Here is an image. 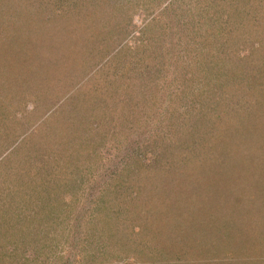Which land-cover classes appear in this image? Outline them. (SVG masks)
I'll list each match as a JSON object with an SVG mask.
<instances>
[{
	"label": "rangeland",
	"instance_id": "374dc122",
	"mask_svg": "<svg viewBox=\"0 0 264 264\" xmlns=\"http://www.w3.org/2000/svg\"><path fill=\"white\" fill-rule=\"evenodd\" d=\"M42 1H47L51 8L44 11L46 18L50 20L49 27L44 29H40L44 23L40 21L41 17L35 18L37 10H33L34 0H28V2L0 0V130L5 133V136L0 139V146L15 142L8 149L11 150L21 141L23 135L26 134L28 137L32 132L36 133L38 128L43 127L44 119L47 117L58 125L60 121L57 118L53 120L52 117L57 115L55 109L60 110L64 102L95 101L99 94L102 95V101L105 98L106 101L111 102L106 103L103 111L108 112L115 108L116 113H110L113 118L109 115L105 117L108 124L105 126L107 130L104 134H106L105 140L107 137L108 139L104 141L102 138H96L94 146L101 141L98 153L100 150L102 155H106L108 150L112 152L111 147L112 145L115 147V144L108 140L113 134L109 136L108 133H114V127L116 136L120 139L119 146L123 150L119 152L121 162L118 165L120 173L123 172L121 178L106 190L108 194L105 193L107 195L105 199L117 203L118 208L119 206L123 208L120 209V216L117 219L116 229L118 228L119 232L113 230L114 235L109 233L116 219L104 223L98 218H93L92 215L86 222L88 232L84 231L80 239L71 240L72 236L68 233L70 228L66 226V223L60 220L57 224L53 219L62 217L66 212L67 221L68 213L65 210L69 207L68 205H82L88 200L89 193L82 191L90 189L94 176L91 166L82 171L81 166L74 164L73 167L64 159L61 165L56 167L55 181L59 183V186L61 185V189L59 193H55L59 199L55 203L57 205L54 207L55 211L51 219L47 218L46 224H37L39 230L43 232L48 229L46 226L50 228L57 224V229H53L55 231L54 239H51L53 242L48 241L43 247L32 250L38 251L40 257L28 260L27 257L34 255L31 254L30 244H27L28 238L25 234L22 236L13 229L7 234V239H2L4 236L0 237V264H113L116 261H120L116 264L123 263L124 259L121 257L117 258L114 254H110L111 257H109V252H114L113 247H116L117 242L106 240L105 234L98 233L100 228L106 229L108 231L106 234L114 237L132 233L133 229L136 232L144 229V237L141 233L137 235L134 232L136 239L133 241V246H136L138 251L128 254V258L135 260L131 262L136 264H150L152 260H157L154 264H159L163 263V259L165 263L164 257L172 261V259L175 260L173 258L175 256L179 261L182 260V263L189 264H264V130L262 126H256L255 132H252V129L247 128L248 123L245 120L258 117L260 119L262 118L260 115L264 117V22L258 26L259 35L263 41L258 50L263 57H257V53L252 54V51L248 53V49L239 53V57L232 56V62L239 64L237 69L239 72L236 73L238 74L236 79L229 73L232 83L229 82L226 87L220 85L218 81L217 84L214 80L213 74L217 73L216 71L201 83L199 80L204 70L206 73L207 67H202L201 71L186 68L187 56L181 57L177 65L168 68L165 52L166 48L170 47L169 41L173 32L171 29L172 27L183 28V23L175 21V17L173 18L166 9L168 0ZM185 2L186 0H176L174 3L186 6L183 9L185 13L184 10L189 7V3L185 4ZM208 3L207 0L199 2V5H193V13L198 11L200 15L202 13L205 15L203 20L206 21L208 29L203 26V30L208 32L203 35L204 42L205 39L210 42L222 40L218 42L220 45L216 48L220 54L225 47L223 42L226 36L229 39L230 34L227 28L221 29L225 24L221 28L216 26L221 25L218 17L226 20L224 15L228 13L226 9L231 0H223V2L214 0L209 4L210 6ZM235 6L237 5L234 3ZM162 12L166 21L163 20ZM186 20L189 31H183L181 46H186L187 55L193 59L201 56L196 45L201 42L202 30L193 29L189 23L190 19ZM192 22L194 23V20ZM29 23L32 25L29 26ZM218 29L224 32L222 37ZM57 31L61 32L56 33ZM23 36H39L46 47L40 54L36 53L38 48L35 50L36 54L31 53V57L34 54L36 56L34 59L36 68L29 66L32 64L28 57L30 50L26 48ZM17 37L18 51L14 49ZM65 37L67 42L63 44L62 40ZM71 39L76 42L70 45ZM230 44V47L235 46L231 42ZM48 46L51 47L48 48ZM46 51L47 54H45ZM41 66L44 70L38 69ZM164 69L169 71L167 73L171 79L170 82H166L167 75ZM225 69L229 68L225 67ZM14 74H26L27 82L30 84L26 85V77L17 78ZM127 78L131 79V82L130 93L126 96L124 87ZM236 80H240L241 84L234 82ZM145 81L147 85L143 88L141 84ZM203 83L208 85L204 87ZM233 85L239 88L244 86L248 90L244 98L246 101H243L244 108L240 109L234 122L231 121V114L227 115L223 111L228 104H224V100L221 101V97L225 99L224 92L231 101L230 97L235 94ZM228 86L229 91L226 90ZM203 90L207 91L203 93ZM162 91L165 100L152 101L153 97L161 98ZM209 91H215L211 98L213 97L216 101L204 100L206 97L203 98V96H207ZM192 94L195 95V101H191ZM82 96L85 98L81 99ZM210 102L211 106H209ZM214 103L219 107L216 111H214ZM126 105H129L131 107L129 111L132 110L134 113L132 121L129 117H121L120 113ZM191 105H193V113L190 112ZM210 107L215 120L214 126L211 123L207 126L211 129V136L203 138L197 151L192 153L194 144L188 139L193 134L188 135L186 127L181 133H174L173 120L183 118L182 123L187 124L186 115L194 116L196 113L202 116L210 115ZM8 114H11L9 122V117L6 116ZM242 116L245 117V122L240 118ZM243 124H245L244 129ZM136 126L148 128L150 131L145 135L149 140L157 138L159 145L155 146L140 140V146L136 148L138 153L135 152L134 145L126 153L125 144L136 135H133L130 128L136 129ZM238 129H241L243 133L246 151L239 148L235 149L236 153L233 156H223V152L231 153L232 144L240 140ZM212 130L215 133H212ZM129 131V136L131 133L132 136L127 138L124 144L126 133ZM158 135L161 140L158 139ZM171 136L176 141L179 138L185 139L188 144H182V149L177 147L178 149L174 150L173 146L166 148L168 141L166 137ZM217 136L223 137V143L216 139ZM45 139V137L40 139L37 145L40 147L47 145ZM214 141L218 143L217 148L208 149V144L213 145ZM250 142L254 145H250ZM3 147L5 146H2V151ZM114 147L112 149H115ZM6 150L7 147L2 153ZM90 151L97 152L93 151V146ZM179 151L182 152L179 153ZM201 151H205L209 156L201 154ZM186 152L192 154L191 158L188 157L191 167L185 164L187 162L184 161V157L188 155ZM28 166L30 163H27ZM22 167L24 168L18 171V175H25L22 170L27 168ZM185 167L191 168L188 173L193 176L195 182L190 181V178L181 177ZM131 168L134 170L131 171ZM69 170L74 171V174L79 173L78 180L73 181L74 186L63 185L62 179ZM10 176L0 173V186L7 202H13L14 197H18L16 189L7 183L6 178ZM149 176H155L157 182L151 183ZM26 177L28 181L31 180L28 178L30 175L23 177L22 180L25 181ZM147 177H149V183H147ZM63 188H66L64 193H62ZM168 207L171 208L170 212ZM91 211H96V208ZM161 211L167 215L182 211V214L174 221V223L177 222L174 224L175 227L185 222L183 216L186 218L185 223L198 221L199 225L192 231L196 233V237L200 232L198 246L190 242L193 248L191 252L186 255L179 252L176 254L179 242L176 235L178 231L168 230L167 234L157 233L160 223L169 228L171 227L169 223L172 222L166 223L162 220L165 217L162 216ZM26 212L24 210V213H20L18 217L26 215ZM149 214L150 219H145V216ZM94 229L95 233L92 234ZM151 230L155 234L151 233ZM126 239L121 240L120 243L126 245ZM160 241L163 243L161 247H166L164 252L161 247L158 248ZM200 246L202 250L199 252ZM71 248L73 256L69 257ZM8 249H13V253H10ZM169 249L173 251L170 253ZM165 253L168 256H165ZM106 259L109 263H105Z\"/></svg>",
	"mask_w": 264,
	"mask_h": 264
},
{
	"label": "trees",
	"instance_id": "16d2710c",
	"mask_svg": "<svg viewBox=\"0 0 264 264\" xmlns=\"http://www.w3.org/2000/svg\"><path fill=\"white\" fill-rule=\"evenodd\" d=\"M25 1L28 2V0H25ZM40 1L42 0H34L33 10H37V12L35 13L36 14L35 18H38L39 16L41 17L40 21L44 22L40 26V29H44L46 27L47 28L49 27L48 21H50L48 20V18H46V14L44 11L51 9V8H50V4L47 3V1L46 2L42 1V3H39ZM175 1L176 0H168L166 3V9L169 10L173 18L175 17V21L178 20L183 23V28L174 29L172 27L171 29L173 30V32H171V39L169 41L170 47L166 48V52H165V57H166V60L168 61L169 69L177 65V63L179 62L178 60L181 57L187 56L186 57L187 62H185L186 68L190 67L191 69L193 68L194 71H197L198 69L199 71H201L202 67H207L206 73L204 70L201 76V80H199L201 81V83L205 82L206 79L209 77V75L213 73L214 71H216L217 73L213 74L215 76L214 80L216 81V83L218 84V82H220V85L222 86L225 85L227 87L229 82L232 83V77L235 76L234 79H236V77H238L237 76L238 74L236 73L239 72V70L237 71V69H239V64L232 62L231 60L232 56L237 55L239 57L238 55L239 53H242L243 51H246V49H248V53H251L252 51V54L257 53V57H263L262 54H259V50H258L260 49L263 43L259 35L258 26L262 25L264 22V0H231V3H229L228 9H226L228 10V13L224 15L226 16V20L223 17L217 16L218 20H220L219 23L221 25H217L216 27L221 28V26L225 24L223 25L221 29L227 28V32H229L230 34L229 39H227V36H226L225 42H223L225 47L223 49V52H221L220 54H218V50L216 48H218V45H220L218 42H221L222 40L220 39L221 41L214 40L210 42V41H206L207 39H205V42H204L203 35L206 32H208L207 30H203V26L207 27L206 21L203 20L205 15L203 13L202 15H200L198 11L196 13H193V10H194L193 5H199V2H205L207 0H186L185 4L189 3L188 4L189 7L186 10H184L185 13L183 12V9L186 6H184L183 4L174 3ZM213 1L214 0H208L209 2L208 5L211 4V2ZM221 2H223V0H221ZM234 3L237 6L234 7ZM176 7H178L177 9L178 11L176 10ZM164 12H165V8H164ZM164 12L161 13L163 14V16H164ZM197 13L199 15H197ZM167 15L169 17L168 11H167ZM186 19L188 20L190 19L192 21L194 20V23L189 20V23L193 27V29L202 30L201 31L202 33L201 42L196 45V49L198 51L200 50L199 52L201 56L195 57L193 59L189 55H187L188 49L186 48V46L185 47L181 46V42L183 40V37H182L183 31H189L188 26H187L188 21ZM163 20H165V16ZM171 21L172 20H170V22ZM37 23H39V21H37ZM29 24H30L29 26L32 25L31 23ZM206 29H208V27ZM61 31H57L56 33H60ZM217 31L221 33L220 37H222L224 32L219 29ZM246 34L248 36H246ZM241 35L243 37H241ZM23 37H24L23 42L25 43L26 48L30 50V52L28 53L29 54L28 57L32 61L31 62L32 64H29V66H33L36 68L35 66L36 60H34L36 58L35 54L36 53L40 54L41 51H45L44 48L46 47H44L45 45L42 44L43 42L41 41V38L39 36L37 37L23 36ZM66 38L67 37H65L62 40L63 44L67 42ZM15 40H16V43H15L14 49H16L17 46H19L17 42L18 37ZM73 42H76V41L71 39V42L69 44L71 45ZM230 42L235 44V46L230 47L231 46V44L229 45ZM49 47L51 46H48V48ZM37 48L38 50L35 53V50ZM16 50L18 51V49ZM32 52L35 53L33 57H31ZM47 53L48 52L46 51L45 54ZM42 67L43 66L38 67V69L42 70L44 68ZM225 67H228L229 69H225ZM164 72L167 75L166 82H170L171 79L170 77H168L169 74L167 73L169 71H166L164 69ZM229 73L232 75V77L231 75H229ZM15 76H17V78L26 77L25 78L26 85L30 84V82H27L28 76H26V74H17V75L14 74V77ZM242 77H244L243 73H242ZM239 81L240 80H236L234 82H239ZM130 82H131V79L127 78L126 86L124 87L126 96L130 93V88H129ZM145 85H147L146 81L143 84H141V87L145 88L144 87ZM203 85L204 87H206L205 85H208V84L203 83ZM233 86L234 87L232 88H235L233 89L235 94L230 97L231 101H229V98H227V96L225 95V92L223 94L225 99L221 97V101L224 100L225 101L224 104H228V105H225V109L223 111L227 115L231 114L230 115L231 121L235 120L236 117H238V113L240 109L244 108L243 101H246L244 98L248 92V90H246V87L244 86H240V88L237 85L236 86L233 85ZM226 90L229 91V86H228V89ZM206 91L207 90H203L202 92L204 93ZM221 91L223 90L221 89ZM214 92L215 91H209L207 95L208 98L207 96H203V98L206 97V99L204 100L205 101H216L213 97L211 98V96L214 95L213 94ZM162 94L163 95L161 96V98L153 97L152 101H159V100L164 101L165 98H163L164 96L163 91H162ZM185 94H183V96ZM98 97L95 98V101L94 100L93 101H81L80 100V101H68L66 103L64 102L63 103L64 105L60 108V110L55 109L56 110L55 112L57 113V115L52 117L53 120L57 118V120L60 121L58 125L56 124V122L49 120L47 117L44 119L45 121L44 126L41 128H38L37 130L38 133L36 132L37 134L35 132H32L30 136L28 137L26 136V134L23 135L24 137L22 136L23 138L21 139V141H19L18 144H15L11 150H8V149H10V145L12 146L13 143L15 142H12V144L7 143V145L0 146V157H2L0 159V173L3 175H11L9 178H6L8 179L7 183L8 185H11L12 187L16 189V193L18 196V197H14L13 202L11 201L7 202V199L5 198L2 188L0 186V237L4 236L2 239L4 238L7 239V234L13 229L17 231L19 234H21L22 236H24L25 234L26 237L28 238L27 244H30V247H31L30 248L31 254L32 253L34 254V255H30V257L32 258L27 257L28 260L29 259L35 260L38 257H40V254L38 251L36 252L32 250L43 247L45 243L48 241L53 242L51 240V239H54L53 234L55 233V231L53 229L55 230L57 229V224L60 223V220L61 222L66 223V226L70 228L68 233L71 234L72 236L71 240L72 239L74 240L75 238L80 239L84 231L88 232V229L86 228V222L87 220H89V218L92 215H93V218H98L99 220H102L104 223H109L111 220L114 221L116 219V222L113 225V229L109 230V233L114 235V233L112 232L113 230H115L116 232H119L117 230L118 228L116 229L117 223H118L117 219L120 216V209H122L123 207L119 206L118 208L117 203L109 202V200H106L105 197L107 195H105V193L108 194L106 190L109 189L111 186H113L114 183L117 182L122 176L123 171L120 173L118 165H120V162H121L119 160L120 159L119 152L120 151L122 152L123 150L119 146L120 139L116 136L117 133H115L114 127H113L114 133H111V132L108 133L107 131L108 135L113 134L112 138L108 140V141H113V144H115V147L114 145H112L111 147L112 152H109L108 150L107 151L108 153L106 155H102V152L100 150V153H98L97 150L101 144V141H99L100 144H98L97 146H94V143H95L94 140H96V138H102L104 141L108 139L107 137V139L105 140L106 134H104L106 133V130H107L105 126L108 124V122L105 121V117L109 115L113 118V115L111 114L116 113V111H114L116 110L115 108H113L112 110H109L108 112L103 111L105 110L104 106L106 105V103L107 102L111 103V102L106 101L105 98H104V101H102V95L100 94ZM192 97L193 98L191 99V101H195L196 99L195 95L192 94ZM84 98L85 97L82 96L81 99H84ZM226 99L228 100L226 101ZM113 104L115 106V101L113 102ZM215 104L216 103H214V106H215L214 111H216V109L219 108L218 105H215ZM209 106H211V102L209 103ZM192 107L193 105H191V108H190L191 113L194 112ZM130 108L131 107L129 105H126L124 107V110H122L120 114H121V117L122 116L129 117L132 121L133 120L132 118H134L133 117L134 113H132V110L129 111ZM221 109H223V107H221ZM210 112H211L210 115L204 114L203 116L200 115V113H196L194 114V116L186 115L185 117H188L187 124L182 123L183 118L173 120V124L175 126L174 133L176 134L181 133L182 130L184 131L186 127L187 134L190 136L193 134L192 137L188 139V140H192L191 143L194 144L193 146L194 150L192 151V153H194V151H197L198 145L202 143L203 138L206 139V137L211 136L210 135L211 129H208L207 126L210 123L212 126H214L213 124H215V120H213L214 114L212 112V107H210ZM10 115L11 114L6 115L7 118L9 117L8 122L10 121V118H11ZM257 115H260V114H257ZM260 116L262 118L258 119L259 118L258 117L252 120L245 119L244 116L240 118H242L243 120L244 119L247 120V123H248L247 128L248 129L250 128L253 130L252 132H255L256 126H262L264 130V121H261L262 119H264V117L262 115ZM139 126H136L135 127L136 129H133L132 127H131L132 129L130 128V130H132L131 132L133 133V135L136 134L135 137L133 136V138L129 139L132 136V133H131V136H129L130 131L126 133L127 135L125 137L124 144L126 143L127 138L129 139L127 141V144H125L126 153H127V150H129L130 148L132 149L133 145H134V150L136 152V148L138 147V145L140 146L139 144L140 140L142 141L145 140L147 141L148 144L151 143V144H154L155 146L159 145L157 138H154L153 140H149L148 136L145 135L147 134V132L149 133L150 131L148 130V128H138ZM181 126L183 129L180 128ZM244 126L245 124H243V127L242 126L241 127L244 129ZM43 130L44 132H42ZM237 131L239 133L238 137H240V140L238 142H235V144H232L231 153L223 152L222 153L223 156L227 157L228 155V157H231L236 153L235 149H239V148L244 149L246 151L247 146L243 144V138H242L243 133L241 132V129H238ZM212 133H215V131L212 130ZM0 135H1L0 139H2L3 136H5V133L3 130H0ZM43 137L46 138L45 141L47 145H42V147H40L37 144L39 141H41L40 139H43ZM219 137L221 136H217L216 139L219 140L221 143H223V139H222L223 137L221 138ZM158 139L161 140L160 136ZM166 139H168V141L167 143L165 142L166 143L165 147L169 148L170 146H173L174 148L172 149L174 150L181 148L182 144L187 143L185 139L181 140V138H179V140L176 141L173 139L172 136L170 138L166 137ZM217 144L218 143L214 141L213 142L214 146L211 144H208L209 147L207 148L208 149L217 148L218 146ZM229 144H230V141L228 145ZM90 145L93 146V151H97V152H91L92 150L90 151V148H91ZM250 145H254L253 142H250ZM2 146H5L3 147V151L7 147V150L4 153H2L3 152ZM128 146L130 147L128 148ZM113 147L115 149H112ZM180 152L182 151H179V153ZM201 152H202L201 154L207 155L205 151H201ZM136 153H138V151ZM187 154L188 155L184 157V161L187 162L185 164L190 165V163L188 162V157L190 156L191 158L192 154L190 153H187ZM215 154L217 155V153ZM90 155L92 156V158H90L91 157ZM64 159H66V162L71 163L73 167H74V164L76 165L78 164L77 166L82 167V171L87 170V167L89 169V166H91L90 168H92L91 170L92 175L94 176L93 183L92 185H90V189L88 188L87 190L85 189L84 191H82V192L87 191L89 193V198L88 200L83 202L82 205H79V204L68 205L67 204L69 206L65 210L68 213L67 221H66V212L64 211L65 215L63 214L62 217L53 219L57 222V224L51 226L50 228L49 226H46L48 229H46V231L43 232L39 230V227L37 224L38 223L46 224L47 218L51 219V216L55 211L54 207L57 206L55 205V203L56 201H59L55 193L56 192L59 193L61 189V185L59 186L58 185L59 183L55 181V174L57 173L56 167L60 166L61 162ZM128 162L130 163L129 159H128ZM27 163H30V166H28L29 168L27 167ZM82 164H84V166ZM191 165L189 167H191ZM22 166H26L25 168H27V170H22V173H24L25 175L19 174L21 175L19 176L18 171L24 168ZM133 170L131 168V171ZM184 170L185 171L181 175V177L190 178V181L195 182L196 180L193 178V176L188 173L191 171V168L189 169L185 167ZM28 175H30V177H28V178H31L30 181L27 180V177H26L27 182H25L26 180L25 181L22 180L23 177L28 176ZM58 177L60 178L61 176H58ZM149 177H151V183L157 182V178L155 176H149ZM149 177H147L148 178L147 183H149ZM78 178H79V173L74 174V171L69 170V172H67L62 179V181L64 182L63 185L72 186L73 181H77ZM64 189L66 188H63L62 193L66 191ZM53 191H54V194H53ZM93 208H96V211L94 212L91 211ZM161 208H163V206H161ZM169 209L171 208L168 207V212H170ZM24 210L27 211L26 215L24 214L21 217H18L20 213L22 212L24 213ZM161 212H163L162 216L165 217L162 220H164L166 223L167 221L169 222L172 221V222L169 223L171 224V227L169 228L165 227L163 223H160V226H159L160 228L157 230V233L164 234L165 232V234H167L168 230H170L171 232L176 231V230L178 231L176 235L178 237L179 242L177 243L178 249L177 251H175L176 254L177 252H179L180 254L184 253V255H186L189 252H191L193 248L190 246V242L191 244H194V246L196 245L198 246L197 242L199 241L198 239L200 238V232H199L198 237H196L195 235L196 233L192 232L195 229V227L199 225L198 221H190L189 223H185L186 218L185 216L182 215L183 218L185 219V222L183 221L184 223L181 222L179 225H176L175 227L174 224H176L177 222L174 223V221L176 220L177 216L182 214V211H178L176 213H173L172 215H170L169 213L167 215L164 211H161ZM146 218L150 219V214L145 216V219ZM48 221L51 222V220H48ZM148 221L149 220H147V222ZM143 230L144 229H141L136 232L133 229L132 233H128V234L124 233L123 235L120 234L118 237L111 236L110 234L107 235L106 233L108 231L102 228H100L98 233L105 234L106 240H114L115 242H117V244L115 245L116 247H113L114 252L112 253L109 252V257H111L110 254H114L117 258L121 257V259H124L123 263H119V264H136V262H131L133 259L128 258V256L130 255L129 254L130 252L134 253L138 251L136 249V246H133V241H135L136 239L134 238L135 236L134 232L137 235L138 233H141L142 236L144 237L145 230L144 231ZM41 232L42 234H40ZM150 232L154 233V231L152 230ZM27 233H31V234H27ZM91 233L94 234L95 229ZM39 238H41V240ZM123 239H126L127 241L126 245H124L123 243H120V241ZM162 244L163 243H161L160 241L158 243L159 245L158 248H160ZM169 246H173V245H169ZM161 248L164 252L166 247H161ZM195 248L196 247H194V249ZM201 250L202 249L200 246L199 252ZM8 251L10 253H13L14 250L8 249ZM172 251L173 249H169L170 253ZM120 253L125 254V255H121ZM144 254H147V253H144ZM72 256H73V252L71 248L69 251V257H72ZM165 256H168V255H166L165 253ZM125 258H128V259H125ZM164 258L166 260L165 263L163 259V263L160 262L159 264H189V263H182L181 262L182 260L179 261V259L176 258V256L173 257L175 258L176 261L174 259H172V261H169L168 257H164ZM106 260L107 261H105V263H109V260L108 259ZM155 261L157 260H154V261L152 260L150 264H154ZM116 262H120V261H116ZM116 262L113 264H116ZM12 263H15V262H12ZM145 264H148V263H145Z\"/></svg>",
	"mask_w": 264,
	"mask_h": 264
}]
</instances>
